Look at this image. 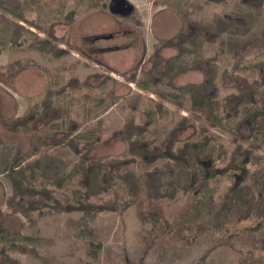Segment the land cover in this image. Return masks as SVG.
<instances>
[{"label": "trees", "instance_id": "trees-1", "mask_svg": "<svg viewBox=\"0 0 264 264\" xmlns=\"http://www.w3.org/2000/svg\"><path fill=\"white\" fill-rule=\"evenodd\" d=\"M71 1L75 5L68 8ZM103 2L0 0V52L32 49L48 59L59 58L68 51L48 40L47 37H54L55 26L72 24L81 11ZM260 4L261 0L255 1L253 6L258 8ZM188 26L195 29L188 32L185 27L179 34L180 55L189 57L193 68L204 66L202 80L175 91L153 88L161 100L180 108L185 104L188 113L160 140H156V135H145L149 125L156 123L154 112L150 115L146 111L147 122L142 127L132 118L126 119L117 132L129 140L130 156L88 158L80 154L71 161L50 152L51 144L66 148L81 144L86 149L90 140L100 133L98 127L90 125H83L78 131V123L72 120H69L72 125L66 124L57 143L47 145L43 139L40 143L35 141L33 149L24 153L17 137L13 138L8 131L17 130V134L19 130L31 131V120L42 116L29 112L5 122L7 129L0 135L13 141L10 156L0 166L7 189L6 206L0 207L3 246L17 248L22 242H38L37 235L24 233L23 225L7 224L12 223L14 216L27 213L30 221L29 218L38 220L55 211L78 212L79 236L88 239L89 254L95 257L102 248L91 228L97 213L124 210L144 195L145 208L139 214L143 220L157 222L163 218V201L177 198L180 192L185 195V203L172 221L165 222V231L172 234L186 231L193 237L204 232L230 233L243 246L235 264H264V101L260 98L264 93V56L256 59L252 54L246 59L237 52L240 44L223 38V34L237 27L233 17L216 16L208 22ZM211 40L217 44L212 53L206 54L204 43ZM170 64L159 76L155 74L143 83L136 79L135 73L130 78L141 87L149 88L165 77L171 79L173 66ZM227 79L235 85V90L222 92ZM158 109L157 118L163 115L161 106ZM202 118L224 131L228 138L223 140L201 127L197 136L178 143L174 131ZM43 143L42 147L36 146ZM0 144L8 142L0 136ZM30 156L33 157L28 160ZM203 259L204 256L199 264ZM0 264H19V261L0 252ZM138 264L146 263L141 259Z\"/></svg>", "mask_w": 264, "mask_h": 264}, {"label": "rangeland", "instance_id": "rangeland-1", "mask_svg": "<svg viewBox=\"0 0 264 264\" xmlns=\"http://www.w3.org/2000/svg\"><path fill=\"white\" fill-rule=\"evenodd\" d=\"M127 1L132 5L128 14L112 12L113 1L104 0L81 11L72 24L56 25L54 37L47 38L68 51L59 58L48 59L32 49L0 52V132L7 129L4 124L11 118L29 112L42 116V120H31V131L19 130L18 134L17 130L8 131L13 138L17 137L24 153L33 149L35 141L40 143L43 139L47 145L57 143L66 124L72 125L71 121L69 123L72 120L78 123V131L83 125H90L98 127L100 133L90 140L86 149L81 144L67 148L51 144L50 152L71 161L80 154L88 158L130 156L129 140L117 130L130 118L141 127L146 125V111L150 115L154 112L156 123L149 125L145 135L162 139L188 111L185 104L180 108L173 102L161 100L153 88L175 91L180 86L200 82L203 77V65L193 68L190 58L180 55L179 34L186 28L188 32L195 29L189 24L208 22L216 16L233 17L237 27L223 34V38L240 44L237 52L244 54L246 59L252 54L256 59L264 56V0L258 8L253 4L259 0H229L228 3ZM74 5L71 1L68 8ZM216 44L213 40L205 42L204 53H212ZM226 55L229 57L228 52ZM169 64L173 66L171 79L165 77L149 88L141 87L130 78L135 73L136 79L143 83L155 74L159 76ZM227 65L230 67L231 64ZM225 86L222 92L235 90L229 79ZM260 98L264 101V93ZM158 106L163 112L159 118L156 117ZM193 121V124L174 131L178 143L197 136L201 127L213 131L223 140L228 138L224 131L203 118ZM0 136L8 142L0 144L1 166L11 154L13 138L7 140ZM36 146L42 147L44 143ZM5 179L0 173L1 208L6 206ZM184 200L185 195L180 192L173 200L165 199L163 218L157 222L143 220L139 214L145 208L144 195L124 210L97 213L91 228L102 248L95 257L89 254L88 239L79 236L78 212L55 211L38 220L29 218L30 221L27 213L21 214L12 217V223L7 224L10 227L23 225L24 233L37 235L38 242H22L17 248L3 246L0 242V252L16 258L19 264H138L141 259L146 264H199L202 256L201 264H235L243 246L230 233L204 232L193 237L186 231L176 234L165 231V222L173 220Z\"/></svg>", "mask_w": 264, "mask_h": 264}, {"label": "water", "instance_id": "water-1", "mask_svg": "<svg viewBox=\"0 0 264 264\" xmlns=\"http://www.w3.org/2000/svg\"><path fill=\"white\" fill-rule=\"evenodd\" d=\"M113 5L110 10L117 14H128L132 10V5L127 0H112Z\"/></svg>", "mask_w": 264, "mask_h": 264}]
</instances>
